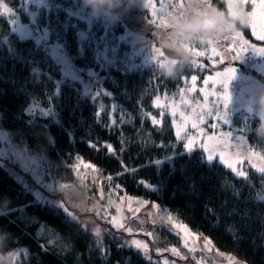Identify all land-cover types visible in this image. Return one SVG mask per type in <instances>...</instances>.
Returning <instances> with one entry per match:
<instances>
[{
  "label": "trees",
  "instance_id": "obj_1",
  "mask_svg": "<svg viewBox=\"0 0 264 264\" xmlns=\"http://www.w3.org/2000/svg\"><path fill=\"white\" fill-rule=\"evenodd\" d=\"M211 2L224 7L221 0ZM4 4L11 13L3 12ZM24 4L0 0V128L45 157L65 181H75L73 164L80 154L101 168L106 188L120 185L129 194L157 201L209 236L220 250L250 264H264V172L244 164L247 173L241 176L218 160L209 163L202 148L186 151L170 114L159 124L150 118L159 113L156 97L177 93L198 68L191 65L167 79L152 62L132 55L126 39L120 41L126 21L114 16L111 38L105 17L81 18L76 0H44L37 24L49 29L51 39L62 44L77 68L97 71V80L84 93L80 83L63 80L62 66L44 45L14 31L17 16L29 20ZM242 27L250 33L248 26ZM108 36L119 57L105 54ZM32 101L51 113L33 118L50 128L51 142L46 133L41 135L42 128L27 123L26 107ZM242 119L250 144L264 154V138L254 133L258 118ZM155 227L160 246L181 244L180 236L166 226ZM125 238L109 226L99 241L64 209L39 201L0 158V254L22 248L16 264H158L127 245Z\"/></svg>",
  "mask_w": 264,
  "mask_h": 264
},
{
  "label": "rangeland",
  "instance_id": "obj_2",
  "mask_svg": "<svg viewBox=\"0 0 264 264\" xmlns=\"http://www.w3.org/2000/svg\"><path fill=\"white\" fill-rule=\"evenodd\" d=\"M76 1L79 3L81 18L93 21L105 17L110 23L108 35L112 38V30L117 22L114 19L115 14L105 13L103 9L93 13L89 6L82 3V0ZM24 2L29 20L24 21L21 16H17L12 21L14 31L22 38H33L38 44L44 45L49 50V54L62 66L63 80L71 79L80 83L84 93H88L91 85L97 80V71L77 68L62 44L51 39L49 29L41 28L37 24V12L44 4V0H24ZM179 2L180 0H151L155 5L157 16L152 15L151 7H146L148 0H138V5L128 11L117 10L122 12L119 18L127 22L125 32L119 36V39L120 41L126 39L130 44L128 51L132 55L140 57L139 60L145 63L152 62L153 50L158 46L156 32L163 27L161 18H164L168 12L182 11L188 6V0L187 3L183 0V9L174 7ZM196 3L197 0H193L194 6ZM262 3L264 0H256L257 16L254 20L258 32L264 31ZM245 7L246 10H250V6ZM153 20L156 21L155 24L151 22ZM235 32H240L242 36L235 37ZM234 37L235 43H233ZM107 40L108 49L105 54L110 58H113V55L119 57V50L109 46L112 43L109 42V36ZM245 41L248 45H255L256 49L264 48V41L258 40L252 34L251 28L248 34L241 26L235 31L226 33L212 45L193 44L192 46L198 51L205 52L204 56H193L197 64L202 65L197 67L198 70L194 74L198 77L196 91L188 90L192 82L191 77H187L185 80L187 84L182 88L183 92L180 89L174 94L160 95L159 101L156 97L155 107L157 103L161 105L158 108L159 113L150 115L151 120L155 116L162 122L165 113L170 114L175 134L184 144L187 143V139L195 138L193 149L202 148L206 157L212 155L213 161L218 160L229 168L228 164L219 158V154L224 152L225 159L233 165L229 169L238 175L241 171L246 175L244 164L258 170L264 168V154L252 147L248 129L242 127L244 115L258 118L256 111L259 108V93L264 91V55L243 47ZM212 47L217 49L216 54L211 51ZM237 52L240 53V58L233 59ZM229 67L235 68V73L225 78H216L217 72L223 73ZM209 76H212L215 82L210 81L205 85L204 81ZM220 79L227 80L226 88L219 82ZM60 84L61 82H58V85ZM201 89L214 93L208 95L207 105L203 110L197 107L205 105V92ZM225 92L230 97L227 104L224 101ZM249 107L253 110L249 111ZM27 108L40 116L49 113V110L37 101L29 103ZM193 108H197L195 113ZM173 110L176 111L175 116L172 115ZM180 112L188 118L187 122L180 117ZM225 119L230 122L225 123ZM193 121L198 123L195 129L190 126ZM177 124L180 125L179 136ZM251 129L249 126V130ZM229 132L232 134L231 137L225 135ZM209 136L213 139L208 140ZM0 158L39 201L61 207L71 217L80 221L86 229L92 231L99 241L103 239L109 226H112L124 233L127 245L139 250L148 260L158 264H250L234 254L217 248L209 236L193 230L187 223L176 218L169 207L144 196L129 194L120 185H110L106 188L104 183L107 177L104 176L101 168L80 154L76 155L73 164L76 179L67 182L57 175L55 167L45 157L22 147L15 141L11 131L0 128ZM120 224L123 227H119ZM156 225L166 226L178 234L181 244L160 246ZM129 228L132 229L131 232L128 231ZM134 240L140 241L139 249L133 245ZM144 245H147L146 250ZM22 252V248H17L7 255L0 254V260L16 264Z\"/></svg>",
  "mask_w": 264,
  "mask_h": 264
},
{
  "label": "clouds",
  "instance_id": "obj_3",
  "mask_svg": "<svg viewBox=\"0 0 264 264\" xmlns=\"http://www.w3.org/2000/svg\"><path fill=\"white\" fill-rule=\"evenodd\" d=\"M224 7L197 0L200 6H194L188 0V6L173 13L166 26L156 32L157 47L153 50L152 64L154 70L167 79H175L192 65L193 54L186 45L207 44L217 41L238 26L245 24L243 3L237 0H222ZM93 13L103 9L105 13H114L116 18L122 14L118 9L128 11L138 5V0H82ZM163 53L161 55L160 53ZM259 108L256 111L258 123L254 133L264 138V91L259 93Z\"/></svg>",
  "mask_w": 264,
  "mask_h": 264
},
{
  "label": "snow or ice",
  "instance_id": "obj_4",
  "mask_svg": "<svg viewBox=\"0 0 264 264\" xmlns=\"http://www.w3.org/2000/svg\"><path fill=\"white\" fill-rule=\"evenodd\" d=\"M202 2L203 3H206L208 6H211V4H212L211 0H202ZM221 2H222V0H221ZM239 2H241V0H237V3H239ZM242 3H243V16H244L245 24L251 28L252 34L255 35L258 40L264 41V31H261V32H258L257 31V24L255 23V20H254V18L257 16V12L255 11V8L257 6L256 5V0H242ZM196 6L199 7L200 5L197 4ZM245 6H250V10H246V7ZM261 6L264 7V3H262ZM146 7H151L153 9L152 15L153 16H157V12L155 11V5L151 3V0H148V3L146 4ZM174 7L179 8V9H183L184 8V2H183V0H180V2L177 5H175ZM3 12H5V13H11L12 12V9H10L7 4H4L3 5ZM172 14H173L172 12H168L164 18H161V23H162L163 26H166L167 20H168V18ZM151 22L154 23V24L156 23L155 20H153ZM241 36H242V34L240 32H235V37H241ZM235 37L233 38V43H235ZM208 44L209 45H212V44H214V41H211ZM192 45L193 44H188V45H186V47H188L190 49V51L192 52L193 56H204L205 55V52L198 51ZM243 47L251 48L254 51H257L259 54L264 55V48L256 49V46L255 45H248L246 41L244 42ZM211 51L214 54H216L217 49L215 47H212ZM160 54L163 55L162 52ZM239 58H240V53L237 52L236 55L233 57V59H239ZM192 65H194L196 67H202V65L197 64V61L195 59H193ZM233 73H235V68L229 67V68H226L223 73L217 72L215 74V76H216V78H225V77H228L230 74H233ZM197 79H198V77L196 75H192L191 76L192 86H191L190 89H188L189 91H196V81H197ZM210 81L215 82V80H214V78L212 76H209L208 79H206L204 81V84L205 85H208ZM219 82L222 83V84H224L225 88L227 87V80L226 79H220ZM183 91L184 90L181 89V92H183ZM201 91H204L205 92V97H204V99H205V105H203V106H197V107H199L201 110H203L206 107V105H207V97H208V95L214 94V93H209L206 89H201ZM229 99H230V97H229L228 93L225 92L224 93V101H225V104H227V102L229 101ZM159 100H160V97H157V101H159ZM160 106L161 105L159 103L156 104V107L157 108H159ZM252 110L253 109L251 107H249V111H252ZM26 111L29 112V120L27 121V123L29 124V126L35 124L36 127L42 128L43 129V133H41V135H43V134L46 133L47 135L45 136V138L47 139V141L51 142L53 139H52L51 136L48 135V133L50 131V128L47 125L36 124L35 123V119H33L34 117H36V113L31 112V110L28 109V108L26 109ZM196 111H197V108H193V113H195ZM41 115L51 116V113L49 112V113H45V114H41ZM172 115L173 116L176 115V111L175 110H173ZM180 117L185 122H187V119L188 118L185 117V115H184L183 112H180ZM201 122H202V117H201ZM224 122L225 123H229L230 121L228 119H225ZM152 123L153 124H159V123H161V121L160 120H157V118L155 116H153L152 117ZM190 126H191V128L195 129V128H197L198 123L196 121H193V122H191V125ZM179 128H180V125L177 124V135L178 136L180 135ZM225 135H227L228 137H231L232 134H231V132H229V133H227ZM194 139L195 138H189V139H187V143L183 145V147L186 149V151L188 153H192L193 152ZM212 139H213L212 136H209L208 137V140H212ZM49 145H51V143H49ZM106 147L108 148L109 151H112L111 145H107ZM202 147H206V146L205 145H202ZM219 158H220V160L222 162L227 163L229 168H232L233 167L232 163H229L225 159V153L224 152H221L219 154ZM206 159H207V161L209 163H211L213 161V156L212 155H208L206 157ZM156 163L159 164L160 161L157 160ZM260 171L264 172V168H261ZM239 175L243 176L244 175V172H242V171L239 172ZM109 179H111V177H109ZM190 185H191V190L193 192H195V190H196L195 184L194 183H190ZM118 226L119 227H123L122 224H120ZM128 231L131 232L132 229L129 228ZM132 243L138 249L141 247V244H140V241L139 240H134ZM143 247L145 248V250L147 249V245H144Z\"/></svg>",
  "mask_w": 264,
  "mask_h": 264
},
{
  "label": "flooded vegetation",
  "instance_id": "obj_5",
  "mask_svg": "<svg viewBox=\"0 0 264 264\" xmlns=\"http://www.w3.org/2000/svg\"><path fill=\"white\" fill-rule=\"evenodd\" d=\"M165 5V4H164Z\"/></svg>",
  "mask_w": 264,
  "mask_h": 264
}]
</instances>
